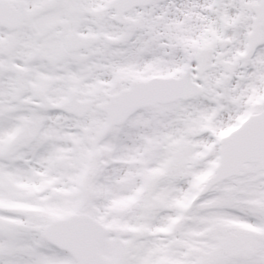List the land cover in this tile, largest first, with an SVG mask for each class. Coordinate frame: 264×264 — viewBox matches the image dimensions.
Listing matches in <instances>:
<instances>
[{
	"label": "snow or ice",
	"instance_id": "6c2138e0",
	"mask_svg": "<svg viewBox=\"0 0 264 264\" xmlns=\"http://www.w3.org/2000/svg\"><path fill=\"white\" fill-rule=\"evenodd\" d=\"M0 264H264V0H0Z\"/></svg>",
	"mask_w": 264,
	"mask_h": 264
}]
</instances>
